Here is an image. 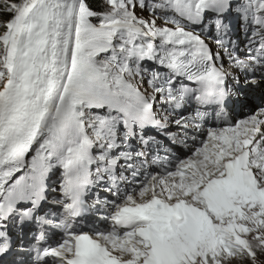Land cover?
Instances as JSON below:
<instances>
[{"label":"snow or ice","instance_id":"obj_1","mask_svg":"<svg viewBox=\"0 0 264 264\" xmlns=\"http://www.w3.org/2000/svg\"><path fill=\"white\" fill-rule=\"evenodd\" d=\"M0 264H264V0H0Z\"/></svg>","mask_w":264,"mask_h":264}]
</instances>
